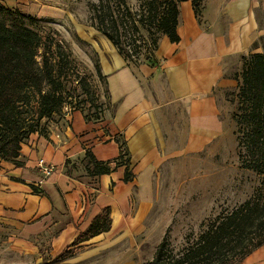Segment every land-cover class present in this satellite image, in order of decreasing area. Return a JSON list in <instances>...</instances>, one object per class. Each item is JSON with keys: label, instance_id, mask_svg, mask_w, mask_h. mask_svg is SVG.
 <instances>
[{"label": "crops", "instance_id": "crops-1", "mask_svg": "<svg viewBox=\"0 0 264 264\" xmlns=\"http://www.w3.org/2000/svg\"><path fill=\"white\" fill-rule=\"evenodd\" d=\"M263 2L205 0L201 25L191 3H180L179 41L163 36L154 66L134 69L105 47L111 53L99 64L109 112L96 120L85 118L90 111L64 113L45 137H29L18 166L0 161L2 253H45L54 261L72 252L77 257L63 260L67 264H100L107 248L136 233L138 205L151 199L161 141H182L174 153L192 155L222 136L214 92L234 86L227 71L257 50L252 45L264 37V18L258 15ZM89 157L110 172L88 174ZM39 160L52 168L48 177ZM105 209L109 231L78 242ZM240 264H264V243Z\"/></svg>", "mask_w": 264, "mask_h": 264}, {"label": "rangeland", "instance_id": "rangeland-1", "mask_svg": "<svg viewBox=\"0 0 264 264\" xmlns=\"http://www.w3.org/2000/svg\"><path fill=\"white\" fill-rule=\"evenodd\" d=\"M101 1L109 2L115 15L123 13L124 3L131 18L141 12L140 0H0V5L8 10L31 17V25L42 42H53V50L58 45L64 55L62 79L70 98L61 109V114L48 121L45 128L47 133L60 125L63 114L69 111H90L91 116L102 115L105 110L109 112L108 93L100 77L99 59L108 58L115 48L91 27L92 7ZM184 2H190L191 6L192 2L195 3L199 9L196 20L201 25L205 0ZM258 15L264 18V8ZM146 23L138 31L128 25L121 31L128 49L126 63L134 69L143 64H156L152 42L154 38H159V44L163 36L150 23ZM107 46L111 52L105 48ZM257 46L253 54L262 52L264 37ZM242 64L241 58L237 65L227 71V78L233 80L235 85L214 92L222 125L220 139L192 155L174 153L173 149H178L179 143L182 147V141H161L159 163L153 173L151 199L138 205L140 227L136 233L122 236L115 249L107 248L100 257V264H152L159 247L161 262H179L187 251H194L198 247L201 235L217 218L224 217L248 201L264 199V176L244 169L238 156L237 139L242 136L243 127L237 124L238 115L241 114L237 86ZM165 143L168 144L167 148ZM259 231L256 225H249L241 242L236 239L226 247L215 249L212 254L208 252L191 257L184 264H240L241 253L256 241ZM68 253L63 259L52 261L45 253L25 257L0 250V264H67L63 260L73 261L77 257L72 252ZM87 264H93V261Z\"/></svg>", "mask_w": 264, "mask_h": 264}, {"label": "trees", "instance_id": "trees-1", "mask_svg": "<svg viewBox=\"0 0 264 264\" xmlns=\"http://www.w3.org/2000/svg\"><path fill=\"white\" fill-rule=\"evenodd\" d=\"M184 1L140 0L141 12L135 18L130 17L125 3L122 4L123 13L115 15L110 3L101 1L92 7L91 27L102 34L127 62L128 49L121 35L123 28L128 25L138 31L148 22L157 33L167 37L171 43H177L178 5ZM192 6L195 15L199 16L194 2ZM32 20L0 5V161L17 166L23 144L33 134L45 137L48 121L61 114V109L70 98L62 79L64 55L61 48L56 45L53 50V42H42L31 25ZM158 41L159 38L153 39L154 51L158 48ZM257 45L254 43L252 48L257 49ZM242 61L237 86L241 112L237 124L243 127L242 136L237 139L238 156L244 169L264 176V47L261 53H250ZM91 117L94 118L89 113L85 115L86 119ZM95 117V120L99 118ZM88 164L92 168L87 170L90 175L110 172L105 164L94 161L92 157H89ZM129 180L130 174L126 171L124 182ZM108 215V210H103L90 229L78 238V242L108 232ZM249 225H256L260 231L256 241L241 253L239 261H242L264 243V199L248 201L224 217L217 218L201 235L198 247L187 251L179 262H161L159 247L152 264H184L191 257L208 252L212 254L215 249L226 247L236 239L241 242Z\"/></svg>", "mask_w": 264, "mask_h": 264}, {"label": "built area", "instance_id": "built-area-1", "mask_svg": "<svg viewBox=\"0 0 264 264\" xmlns=\"http://www.w3.org/2000/svg\"><path fill=\"white\" fill-rule=\"evenodd\" d=\"M38 168L41 170L42 174L45 177H48L52 173V168L50 166H47L42 160L38 161Z\"/></svg>", "mask_w": 264, "mask_h": 264}]
</instances>
